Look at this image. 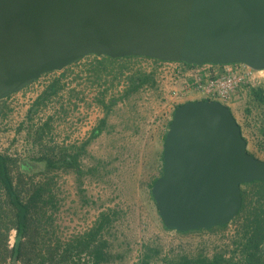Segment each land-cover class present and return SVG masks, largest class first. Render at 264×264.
Returning a JSON list of instances; mask_svg holds the SVG:
<instances>
[{
    "label": "water",
    "instance_id": "1",
    "mask_svg": "<svg viewBox=\"0 0 264 264\" xmlns=\"http://www.w3.org/2000/svg\"><path fill=\"white\" fill-rule=\"evenodd\" d=\"M91 54L264 70V0H0V100ZM255 181L264 159L227 104L177 106L152 187L167 229L226 225Z\"/></svg>",
    "mask_w": 264,
    "mask_h": 264
},
{
    "label": "rangeland",
    "instance_id": "2",
    "mask_svg": "<svg viewBox=\"0 0 264 264\" xmlns=\"http://www.w3.org/2000/svg\"><path fill=\"white\" fill-rule=\"evenodd\" d=\"M96 59L93 54L85 56L67 66L63 76L57 71L44 73L41 80H50L53 84L41 91L34 107L28 111L29 119L52 99H61L67 73L76 72L75 80L88 77L90 81L112 84L124 69L135 66L128 60L127 64H113L106 69L96 67ZM86 65L94 66L88 75L78 72ZM145 72L152 74V81L142 90L128 92L121 104L106 99L109 93L104 92L99 100L103 110L97 125V128L102 125V129L80 146L65 148L45 139L50 126L21 128L26 155L14 159V181L23 199L38 186L46 190L45 218L32 243L35 249L57 245L63 249L106 216L109 220L98 239L106 245L107 253V259L101 264H182L186 258L192 261L190 264H199L197 259L212 260L219 254L224 255L232 248L231 243L236 240L242 243L252 233L256 211L264 203V182L261 181L242 185L244 206L234 218L240 227L234 237H218L216 231L222 228L190 232L164 228L150 190L163 172V133H167L176 107L167 97L163 81L166 75L158 70L150 71L146 66ZM252 88L264 89V70L257 72L251 84L239 93L241 109L237 113L248 150L264 159V103L254 99ZM0 200H6L3 190ZM15 238L16 231L12 229L11 246ZM262 243L260 250L264 256ZM239 255L241 258L236 261L244 263L246 254L242 250ZM56 257L54 263L59 260ZM88 261L86 252L74 249L66 263Z\"/></svg>",
    "mask_w": 264,
    "mask_h": 264
},
{
    "label": "built area",
    "instance_id": "3",
    "mask_svg": "<svg viewBox=\"0 0 264 264\" xmlns=\"http://www.w3.org/2000/svg\"><path fill=\"white\" fill-rule=\"evenodd\" d=\"M133 62L135 66L124 69L112 84H105L102 80L90 81L88 77L74 81L77 73H67V77L64 78L66 86L61 99H52V102L29 119L28 111L34 107L41 91L53 82L42 81L41 75L36 81L16 93L10 102L12 104L10 110L5 116L3 113L0 115V153L13 159L26 155L21 128L27 125L34 129L50 126L46 131L45 139L55 145L65 148L82 145L92 138L95 126L101 121L103 105L99 100L104 92L109 93L107 97L105 96L106 99L116 100L121 104L132 87L133 76L138 71L145 72V66L150 68V71L158 70L159 73L166 75L163 81L166 92L170 95L186 96L189 90H196L203 99H216L225 104H230L245 86L251 84L255 74L262 72L244 63L197 65L145 56H135ZM78 72L89 74L84 67H80ZM13 119L18 121L12 124ZM238 232L240 227L235 219L227 223L222 230L216 231L218 237L222 239L234 237ZM240 241L236 240L229 245L232 248L224 253L226 258L234 260L241 258L239 253L246 241L242 243Z\"/></svg>",
    "mask_w": 264,
    "mask_h": 264
},
{
    "label": "trees",
    "instance_id": "4",
    "mask_svg": "<svg viewBox=\"0 0 264 264\" xmlns=\"http://www.w3.org/2000/svg\"><path fill=\"white\" fill-rule=\"evenodd\" d=\"M151 81V73H135L132 78V87L129 90V93L138 91L142 86ZM251 94L254 99L260 103H264V89L252 88ZM101 129L102 125L94 130L93 135H97ZM13 163V158L0 153V191L3 190L6 196L5 201L0 200V264H67L66 262L68 261L69 254L74 251V249L88 254L89 261L81 262L80 264H101L103 260H106V245L100 240L98 241V239L100 236V230L106 225L105 222L109 220L108 216L102 217L99 223L89 232L84 236H81L79 239L69 242L63 249H61L60 245H57L56 248L43 247L39 249H35L32 246V243L36 237H38L36 236V231L39 229V226H42L43 218H45L44 208H46V206L43 205L45 203L43 197L46 190L44 187L38 186L27 199H23L12 175ZM152 187L153 185L151 186L150 193L152 199L155 201ZM243 206L244 198L241 210L243 209ZM225 226L226 225L217 226L204 230L212 231L213 229L223 228ZM164 228L167 229L165 225ZM12 229L16 231V238L14 244L11 246L9 241ZM263 241L264 203L259 204L254 218L252 233H250V236L244 243L242 250L247 256L244 263L236 260L234 261L233 258L226 259L223 253L217 255L212 260L197 259L196 262L199 264H264V256L260 250ZM56 256L59 257V260L57 263H54V259L57 258ZM190 262L192 261L186 258L183 260L182 264H190Z\"/></svg>",
    "mask_w": 264,
    "mask_h": 264
},
{
    "label": "crops",
    "instance_id": "5",
    "mask_svg": "<svg viewBox=\"0 0 264 264\" xmlns=\"http://www.w3.org/2000/svg\"><path fill=\"white\" fill-rule=\"evenodd\" d=\"M128 60L134 61V57H126V58H118V59H115V58H111V57H108V56H97V59L94 61V63H95V66L96 67H106V69H107V68H109V67H107L109 65L115 64V65L122 66L124 64H127L126 62ZM154 64H156V63H154ZM92 67H94V66L86 65L84 68L89 72L90 69H92ZM64 69H62L60 71H57V72H60V75L59 76H63L64 75V73H63L64 72ZM61 79H63V78H61ZM57 80L58 79H56V81ZM74 81H75V79H74ZM97 83H99V82H97ZM52 84H53V82H52ZM63 85H64V83H63ZM144 88H145V85L142 86L140 89L142 90ZM166 93H167V97L169 98V100L172 103H175L176 107L178 105H180L182 103H185V102H188V101L201 100V99H203L202 95L198 91H196V90H189L186 96H179V97L170 95L168 92H166ZM15 95H16V93L13 94V95H10L8 97H5V98H3V99L0 100V109L3 110L2 111L3 116H5L6 111H9L8 108H10V106L12 105L10 102H11L12 98ZM238 98H239V94L235 96L234 100L230 104H227L231 108V110H232L233 114L235 115V117L237 118V120H238L237 113L241 109V100L238 99ZM13 121L14 122L12 124H14L15 121H18V120L17 119H15V120L13 119ZM96 128H97V125L95 126L94 130ZM165 134L166 133H163V146H164V141H165Z\"/></svg>",
    "mask_w": 264,
    "mask_h": 264
}]
</instances>
